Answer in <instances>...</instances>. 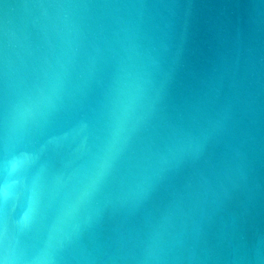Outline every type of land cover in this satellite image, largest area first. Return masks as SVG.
<instances>
[{"label": "clouds", "instance_id": "9594fccd", "mask_svg": "<svg viewBox=\"0 0 264 264\" xmlns=\"http://www.w3.org/2000/svg\"><path fill=\"white\" fill-rule=\"evenodd\" d=\"M0 264H264V0H0Z\"/></svg>", "mask_w": 264, "mask_h": 264}, {"label": "water", "instance_id": "95a60500", "mask_svg": "<svg viewBox=\"0 0 264 264\" xmlns=\"http://www.w3.org/2000/svg\"><path fill=\"white\" fill-rule=\"evenodd\" d=\"M198 2L201 5H222V4H231V5H236L240 4L242 0H198ZM204 11H208V9H203Z\"/></svg>", "mask_w": 264, "mask_h": 264}]
</instances>
